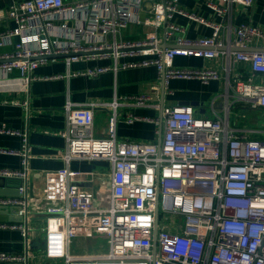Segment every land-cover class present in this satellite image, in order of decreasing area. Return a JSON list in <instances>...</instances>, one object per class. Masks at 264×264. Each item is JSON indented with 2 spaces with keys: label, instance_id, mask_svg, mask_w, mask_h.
<instances>
[{
  "label": "built area",
  "instance_id": "built-area-1",
  "mask_svg": "<svg viewBox=\"0 0 264 264\" xmlns=\"http://www.w3.org/2000/svg\"><path fill=\"white\" fill-rule=\"evenodd\" d=\"M204 1L223 18L222 23H210L178 0H24L0 9V22L16 24L0 30V93L28 94L31 83L42 78L35 71L58 59L68 65L113 59L114 65L74 73L98 76L117 70L120 58L143 56L121 67L156 66L165 83L173 78L208 83L222 75L215 69H177L174 60L177 56L213 59L223 54L225 46L239 49L231 55L233 63L248 62L253 76L264 75V26L232 22L235 5L253 7L256 0ZM138 9H145L147 17L140 20L152 25L155 33L144 40L125 41L122 31L136 20ZM178 15L210 25L212 35L187 39L185 29L175 21ZM255 39L262 42V50L248 51ZM8 40L13 50L3 52ZM171 41L173 46L163 49ZM226 70L230 74V68ZM15 71L19 74L14 76ZM241 74L227 78L228 95L235 104L264 109V83L244 81ZM148 100L149 96L141 95L108 104L66 103V128L61 133L67 142L64 160L109 162L111 192L96 198L91 189L70 179L59 185L55 206L39 228L45 257L65 264H264V140L240 133L216 113L197 117L191 106L164 113L160 143L119 139L120 108L127 109L128 123L161 124L135 113L148 107ZM0 102L28 107V101ZM99 106L112 109L104 138L94 135ZM0 135L26 136L5 123L0 125ZM24 142L20 154L25 169L0 168V179L28 183L26 137ZM18 191V197H0V206L13 208L23 222H0V229L21 230L27 236L33 223L31 202L25 184ZM100 237L107 238L106 250L72 255L76 239L98 244ZM28 259L29 253H0V263Z\"/></svg>",
  "mask_w": 264,
  "mask_h": 264
},
{
  "label": "crops",
  "instance_id": "crops-1",
  "mask_svg": "<svg viewBox=\"0 0 264 264\" xmlns=\"http://www.w3.org/2000/svg\"><path fill=\"white\" fill-rule=\"evenodd\" d=\"M24 0H0V9H7L18 5ZM78 1V0H70ZM178 2L189 11L204 17L213 24L223 22L214 10L208 7L204 0H178ZM145 9L136 11L137 17L126 29L122 31V39L125 41H140L155 33V29L140 19L147 17ZM141 15V17H140ZM141 21V23H140ZM176 23L185 29L187 39L197 40L210 37L213 28L207 24H199L188 17L176 16ZM232 22L236 25L247 23L251 26H264V0H256L253 7L235 5L232 12ZM14 22H0V30L13 29ZM227 39V36H226ZM227 43V42H226ZM166 45V44H163ZM170 47L173 42L167 43ZM238 48L225 46L221 49L223 54L213 59L177 56L174 60V68L215 69L222 79L211 80L203 83L199 79L173 78L165 83L163 89L162 79L156 66H140L133 68H122L125 62L138 61L143 56L124 57L118 60L117 70L107 71L98 76L80 75L74 76L76 72H85L87 69L97 65H114L113 59L92 62H76L68 65L64 60L49 61L40 66L35 75L42 77L33 81L28 94L17 92L0 93V101L18 100L28 101V107L12 103L0 102V125L6 124L13 130L26 135L29 159L28 183L23 179L6 178L0 179L9 191H18L25 184L29 194L33 218L30 233L25 236L21 230L0 229V253L25 255L29 253L26 262L17 264H65L56 263L45 257V241L40 225L46 217L51 214L55 206L54 198L56 190L63 182L70 179L71 183L91 189L94 197H107L111 192V167L104 160H72L67 163L63 156L67 149L66 139L62 132L66 128V115L64 108L70 100L74 103H113L115 100L123 102L125 98L147 95L148 107L137 108L135 113L139 116L160 120L161 124L152 122L126 121V108L119 109L117 122V137L122 140L147 141L160 143L164 127V113L177 106H191L197 117H214L215 113L229 122V125L249 138L264 140V109L253 110L244 103H234V99L227 92V78L235 77L242 73L244 81H255L264 83V75L253 76L251 65L248 62L233 63L231 55ZM13 50V42L5 41L2 51ZM248 51L262 50V42L255 39ZM230 68V74L226 70ZM15 71L13 75H18ZM54 75H61L58 79H46ZM197 102V105L192 103ZM112 109L99 106L95 110L94 135L97 138L107 136L108 124ZM24 136L0 135V168L21 171L25 169L24 156L20 154L25 142ZM90 174L91 177L84 175ZM98 174L95 177L92 175ZM16 217V216H15ZM11 222V221H8ZM16 222V221H15ZM81 240V239H80ZM76 239L73 243L71 253L79 256L97 253L108 248L107 241L94 243V240ZM101 241L100 238L96 239ZM85 244L80 247L81 243ZM89 248L90 252H82ZM9 264V263H0ZM14 264V263H11Z\"/></svg>",
  "mask_w": 264,
  "mask_h": 264
},
{
  "label": "water",
  "instance_id": "water-1",
  "mask_svg": "<svg viewBox=\"0 0 264 264\" xmlns=\"http://www.w3.org/2000/svg\"><path fill=\"white\" fill-rule=\"evenodd\" d=\"M169 45H163V49L169 48ZM236 51H239V49H236ZM162 85L163 89H165V78H162ZM193 105H197L198 103H192ZM2 181H5L6 179H1ZM20 196L19 191H9L4 184H0V197H18ZM23 222L22 217H15V210L11 207H5L0 206V222Z\"/></svg>",
  "mask_w": 264,
  "mask_h": 264
},
{
  "label": "rangeland",
  "instance_id": "rangeland-1",
  "mask_svg": "<svg viewBox=\"0 0 264 264\" xmlns=\"http://www.w3.org/2000/svg\"><path fill=\"white\" fill-rule=\"evenodd\" d=\"M162 219L167 220V219H165V218H162ZM168 220H169V219H168ZM170 220H171V219H170ZM100 240H101V242H103V241L105 242V241H107V238H106V237H100ZM78 242H81V240L78 241ZM85 244H86L87 247H88V243L82 242L79 248L84 247ZM82 252H90V249H89V248L86 249V247H85V249H84Z\"/></svg>",
  "mask_w": 264,
  "mask_h": 264
}]
</instances>
